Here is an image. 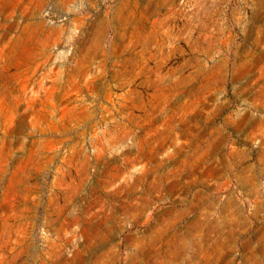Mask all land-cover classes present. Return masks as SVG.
I'll return each mask as SVG.
<instances>
[{"label":"rangeland","instance_id":"rangeland-1","mask_svg":"<svg viewBox=\"0 0 264 264\" xmlns=\"http://www.w3.org/2000/svg\"><path fill=\"white\" fill-rule=\"evenodd\" d=\"M0 264H264V0H0Z\"/></svg>","mask_w":264,"mask_h":264}]
</instances>
